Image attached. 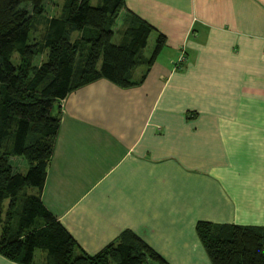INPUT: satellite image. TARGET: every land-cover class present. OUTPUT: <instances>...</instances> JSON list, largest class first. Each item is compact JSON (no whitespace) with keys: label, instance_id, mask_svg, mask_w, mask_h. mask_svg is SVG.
<instances>
[{"label":"crops","instance_id":"1","mask_svg":"<svg viewBox=\"0 0 264 264\" xmlns=\"http://www.w3.org/2000/svg\"><path fill=\"white\" fill-rule=\"evenodd\" d=\"M123 1L163 53L137 85L57 101L40 200L87 254L128 229L169 264H211L196 221L264 226V0Z\"/></svg>","mask_w":264,"mask_h":264},{"label":"trees","instance_id":"2","mask_svg":"<svg viewBox=\"0 0 264 264\" xmlns=\"http://www.w3.org/2000/svg\"><path fill=\"white\" fill-rule=\"evenodd\" d=\"M45 2L0 0V254L22 264H169L128 229L85 253L39 195L58 129L57 101L100 77L120 87L139 84L145 72H132L154 61L164 35L123 0H62L49 16ZM14 157L26 162L24 173L14 169ZM194 231L211 264H264V226L200 220Z\"/></svg>","mask_w":264,"mask_h":264},{"label":"rangeland","instance_id":"3","mask_svg":"<svg viewBox=\"0 0 264 264\" xmlns=\"http://www.w3.org/2000/svg\"><path fill=\"white\" fill-rule=\"evenodd\" d=\"M61 2H62V0H46L45 5H44L43 15L49 16L52 14H58L60 9L56 5H59ZM96 2H97V0H90L91 4H95ZM33 26H34V29L32 31V34L37 37L39 35V33L41 32V29H42L40 19L38 21H36ZM155 36H156L155 32H151L148 35L146 45L142 50L143 55L147 56L149 54V52L151 51L154 40H155ZM162 53L163 52H160L156 56L159 58V57H161ZM39 62H40V56L37 55L33 58L32 64L37 65V64H39ZM141 69H142L141 66L136 67L134 72H133V75H136ZM11 161H12V165H13L14 169L16 167V170L19 171L20 173L25 172L27 165H26V162L21 157H14L11 159Z\"/></svg>","mask_w":264,"mask_h":264},{"label":"built area","instance_id":"4","mask_svg":"<svg viewBox=\"0 0 264 264\" xmlns=\"http://www.w3.org/2000/svg\"><path fill=\"white\" fill-rule=\"evenodd\" d=\"M182 60V53L180 52L178 58H177V61H181Z\"/></svg>","mask_w":264,"mask_h":264}]
</instances>
